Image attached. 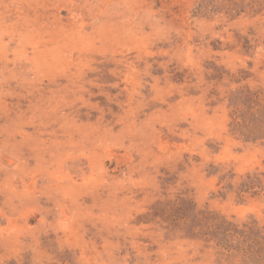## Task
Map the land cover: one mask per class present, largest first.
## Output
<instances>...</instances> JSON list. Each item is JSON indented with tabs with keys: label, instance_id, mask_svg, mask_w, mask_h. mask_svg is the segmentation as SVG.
Wrapping results in <instances>:
<instances>
[{
	"label": "rangeland",
	"instance_id": "374dc122",
	"mask_svg": "<svg viewBox=\"0 0 264 264\" xmlns=\"http://www.w3.org/2000/svg\"><path fill=\"white\" fill-rule=\"evenodd\" d=\"M0 264H264V0H0Z\"/></svg>",
	"mask_w": 264,
	"mask_h": 264
}]
</instances>
